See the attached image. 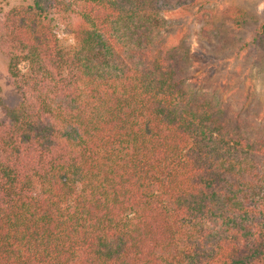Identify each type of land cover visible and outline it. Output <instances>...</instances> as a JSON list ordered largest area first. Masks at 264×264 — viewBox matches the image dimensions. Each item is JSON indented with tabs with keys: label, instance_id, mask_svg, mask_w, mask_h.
<instances>
[{
	"label": "trees",
	"instance_id": "1",
	"mask_svg": "<svg viewBox=\"0 0 264 264\" xmlns=\"http://www.w3.org/2000/svg\"><path fill=\"white\" fill-rule=\"evenodd\" d=\"M184 2L0 12V264H264V133L191 85Z\"/></svg>",
	"mask_w": 264,
	"mask_h": 264
},
{
	"label": "rangeland",
	"instance_id": "2",
	"mask_svg": "<svg viewBox=\"0 0 264 264\" xmlns=\"http://www.w3.org/2000/svg\"><path fill=\"white\" fill-rule=\"evenodd\" d=\"M184 1L181 9H166L165 19L170 32L177 33L170 42L180 44L192 57L191 85L264 133V0ZM33 2L0 0V12ZM54 26L61 47L71 48L74 41L67 21L56 20ZM6 68L7 59L0 52L2 117L21 100Z\"/></svg>",
	"mask_w": 264,
	"mask_h": 264
}]
</instances>
